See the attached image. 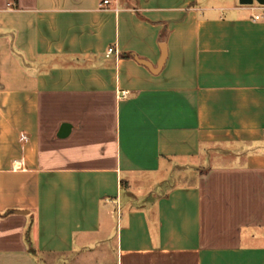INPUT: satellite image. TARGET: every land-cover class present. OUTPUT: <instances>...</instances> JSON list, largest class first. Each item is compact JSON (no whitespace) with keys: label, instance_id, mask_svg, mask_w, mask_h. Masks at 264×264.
<instances>
[{"label":"crops","instance_id":"crops-1","mask_svg":"<svg viewBox=\"0 0 264 264\" xmlns=\"http://www.w3.org/2000/svg\"><path fill=\"white\" fill-rule=\"evenodd\" d=\"M102 2L0 0V264H264L262 3Z\"/></svg>","mask_w":264,"mask_h":264},{"label":"built area","instance_id":"built-area-1","mask_svg":"<svg viewBox=\"0 0 264 264\" xmlns=\"http://www.w3.org/2000/svg\"><path fill=\"white\" fill-rule=\"evenodd\" d=\"M110 0H103L102 4H108ZM260 11L254 15V18L259 19L264 16V4L259 5ZM116 51L115 46H110L106 52L107 56L112 55ZM126 93V92H124Z\"/></svg>","mask_w":264,"mask_h":264},{"label":"rangeland","instance_id":"rangeland-1","mask_svg":"<svg viewBox=\"0 0 264 264\" xmlns=\"http://www.w3.org/2000/svg\"><path fill=\"white\" fill-rule=\"evenodd\" d=\"M222 155L223 153L222 152H220V153H215L214 151H212V157H211V159H212V161L214 162V163H217V160H216V156L217 155ZM227 159V158H226ZM224 161H225V159H224ZM206 163H208V162H206ZM176 180L175 179H173V181L172 182H175Z\"/></svg>","mask_w":264,"mask_h":264},{"label":"water","instance_id":"water-1","mask_svg":"<svg viewBox=\"0 0 264 264\" xmlns=\"http://www.w3.org/2000/svg\"><path fill=\"white\" fill-rule=\"evenodd\" d=\"M254 1L264 4V0H241L242 3H254Z\"/></svg>","mask_w":264,"mask_h":264}]
</instances>
